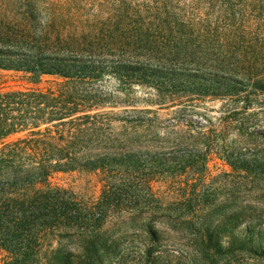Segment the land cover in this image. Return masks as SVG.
<instances>
[{
	"label": "rangeland",
	"instance_id": "rangeland-1",
	"mask_svg": "<svg viewBox=\"0 0 264 264\" xmlns=\"http://www.w3.org/2000/svg\"><path fill=\"white\" fill-rule=\"evenodd\" d=\"M0 22L113 42L104 111L141 112L131 164L37 186L81 211L54 246H90L87 264H264V0H0ZM18 75L0 88L32 86Z\"/></svg>",
	"mask_w": 264,
	"mask_h": 264
},
{
	"label": "trees",
	"instance_id": "trees-1",
	"mask_svg": "<svg viewBox=\"0 0 264 264\" xmlns=\"http://www.w3.org/2000/svg\"><path fill=\"white\" fill-rule=\"evenodd\" d=\"M104 39L65 35L54 23L36 35L27 25L0 22V71L32 85L0 88L3 264H87L95 255L90 246L78 256L54 246L50 236L78 225L81 211L63 200L65 192L37 186L55 173L104 174L132 162V137L142 125L134 115L141 112L104 111L115 105L95 86L114 45ZM46 76L53 84L40 87Z\"/></svg>",
	"mask_w": 264,
	"mask_h": 264
}]
</instances>
